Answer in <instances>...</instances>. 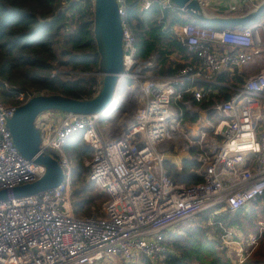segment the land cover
I'll return each instance as SVG.
<instances>
[{
    "label": "built area",
    "instance_id": "1",
    "mask_svg": "<svg viewBox=\"0 0 264 264\" xmlns=\"http://www.w3.org/2000/svg\"><path fill=\"white\" fill-rule=\"evenodd\" d=\"M116 1L124 69L111 107L90 115L50 110L35 121L41 153L57 155L64 170L60 186L15 197L16 187L38 181L46 168L18 151L8 128L34 96L22 92L12 105L0 100V191L8 195L0 202V264H101L111 255L139 264L142 256L156 259L166 232L182 221L212 208L235 212L264 196V20L235 30L174 26L188 64L174 76H154L158 57L137 58L125 0ZM158 1L164 10L183 11L171 0ZM197 1L206 16L223 17L222 11L254 10L264 0ZM145 2L147 10L151 1ZM101 87L102 81L97 95ZM76 134L93 152L90 181L106 197L101 213L85 218L65 198L71 162L63 146ZM177 153L184 156L180 164L173 160ZM184 160L200 164L203 182L172 180L166 163L181 172ZM241 248L243 264L250 252Z\"/></svg>",
    "mask_w": 264,
    "mask_h": 264
},
{
    "label": "trees",
    "instance_id": "2",
    "mask_svg": "<svg viewBox=\"0 0 264 264\" xmlns=\"http://www.w3.org/2000/svg\"><path fill=\"white\" fill-rule=\"evenodd\" d=\"M253 7L224 15L242 16ZM95 0H0V100L17 104V96L61 95L79 101H90L97 96L95 87L102 78L93 75L102 72L94 27ZM126 21L132 28L137 58L158 57L156 72L173 75L185 68L187 62L171 59L173 54L189 58L188 49L174 37L176 25L195 24L184 11L164 10L159 1L149 10L144 0H125ZM185 16L187 18H185ZM258 20L243 29L253 26ZM203 27L232 29L204 24ZM59 71V72H56ZM101 90V89H100ZM70 161L75 163L72 177V204L78 217L99 213L106 197L87 179L85 159L93 152L82 134H76L63 146ZM59 159L54 153H49ZM175 183L188 186L203 182L200 164L184 160L182 171L166 163ZM220 208L199 213L187 219L196 225L180 228L181 223L166 232L164 251L156 258L142 256L139 264H237L238 250L229 256L226 238L232 229L243 235L242 247L250 252L245 264H264V196L251 201L244 209L231 212ZM177 229V228H176ZM254 238L257 244L249 245ZM237 239V238H236Z\"/></svg>",
    "mask_w": 264,
    "mask_h": 264
},
{
    "label": "water",
    "instance_id": "3",
    "mask_svg": "<svg viewBox=\"0 0 264 264\" xmlns=\"http://www.w3.org/2000/svg\"><path fill=\"white\" fill-rule=\"evenodd\" d=\"M171 1L190 17L202 22L201 24L243 29L245 25L264 17V1L247 14L232 17L206 16L197 0ZM94 14L95 37L103 70L99 94L90 101L74 100L61 95L35 96L20 106L8 121V128L18 151L29 161L46 168L45 174L38 181L15 188L14 195L17 199L35 196L57 188L65 180V173L58 159L50 154L41 153V135L35 127V121L41 113L55 110L90 115L103 113L113 104L118 76L124 69L123 26L117 1L95 0ZM7 199V192L0 191V202H6Z\"/></svg>",
    "mask_w": 264,
    "mask_h": 264
},
{
    "label": "rangeland",
    "instance_id": "4",
    "mask_svg": "<svg viewBox=\"0 0 264 264\" xmlns=\"http://www.w3.org/2000/svg\"><path fill=\"white\" fill-rule=\"evenodd\" d=\"M151 1V6H152V4L153 3H155V2H158V0H150ZM146 6V2L144 3V7ZM151 6H150V8H151ZM149 8V9H150ZM145 9V8H144ZM149 9H147V10H149ZM181 9V8H180ZM250 12V11H249ZM185 18H187L186 16H185ZM192 23H195V24H201L202 22H200L199 20H197V19H192ZM201 26H204V24H201ZM172 34L174 35V37H177V35H175L174 33H173V31H172ZM154 56V55H153ZM181 55L180 54H173L172 56H171V59L172 60H174V61H179V62H181L182 63V59H181ZM156 70H157V67H156V69L154 70H152V71H150V74L151 75H154V76H157L156 74H159V73H157L156 72ZM179 71V70H178ZM177 71V72H178ZM56 72H59V71H56ZM176 72V73H177ZM175 73V74H176ZM175 74H173V75H168V76H174ZM93 75H96V76H98V77H100L98 74H93ZM161 75H164V74H161ZM101 78V77H100ZM4 103V102H3ZM6 104V103H5ZM6 105H10V104H6ZM99 114H101V113H99ZM101 126L102 127H106L107 126V123L105 122V121H103L102 122V124H101ZM64 153H65V151H64ZM66 154V153H65ZM179 154H182V153H177V157H175L173 160L176 162V163H178V164H180V162H181V160L180 159H183L184 158V156L183 155H179ZM67 155V154H66ZM68 157V156H67ZM92 158H93V155H92ZM92 158L91 159H85V162H84V164H85V167H86V169H87V171H88V176H87V179H88V181L89 182H91L90 181V172H91V170H90V168L87 166V163L90 161V160H92ZM70 160V159H69ZM71 162V175H70V191L68 192V193H66L65 194V198H67L68 196H69V204H70V208L72 209V211H73V213H74V215L76 216V214H75V212H74V208H73V204H72V177H73V168L75 167V163L73 162V161H70ZM93 185L96 187V189H98V187H97V185L96 184H94L93 183ZM99 190V189H98ZM94 215H98V213H96V214H94ZM78 217V216H77ZM88 217H90V216H88ZM83 218H85V217H83ZM197 220H186V221H184V222H182V224L179 226V227H176L175 228V230L176 231H179L180 230V228L182 227V228H187V227H189L190 225H196L197 224ZM180 232H182V230H180ZM230 232H232V234H229L228 235V237L226 238V242L227 243H225L227 246V248L229 249V256H231L232 257V252L233 251H235V249L236 250H240V251H242V241L244 240L243 239V235H242V233L239 231V230H237V229H232ZM237 238V239H236ZM256 244H257V242H256ZM255 244V245H256ZM246 260V259H245ZM240 259H239V257H238V259L236 260V263L237 264H240ZM101 264H127V261L126 260H124V259H122L120 256H117V255H111V258L110 259H107L106 261H104L103 263H101ZM243 264H245V261H244V263Z\"/></svg>",
    "mask_w": 264,
    "mask_h": 264
},
{
    "label": "crops",
    "instance_id": "5",
    "mask_svg": "<svg viewBox=\"0 0 264 264\" xmlns=\"http://www.w3.org/2000/svg\"><path fill=\"white\" fill-rule=\"evenodd\" d=\"M228 14H232V13H229V12H227V11H222L219 15H221V16H223V17H226V16H224V15H228ZM229 17H232V16H229ZM183 57V56H182ZM181 57V59H183V62H186L187 60H185L184 58H182ZM189 59V58H188ZM103 206V205H102ZM101 206V207H102ZM101 207L99 208V213L98 214H100L101 212H100V209H101Z\"/></svg>",
    "mask_w": 264,
    "mask_h": 264
},
{
    "label": "flooded vegetation",
    "instance_id": "6",
    "mask_svg": "<svg viewBox=\"0 0 264 264\" xmlns=\"http://www.w3.org/2000/svg\"><path fill=\"white\" fill-rule=\"evenodd\" d=\"M96 74H98V73H96ZM103 77V76H102ZM103 79V78H102Z\"/></svg>",
    "mask_w": 264,
    "mask_h": 264
}]
</instances>
